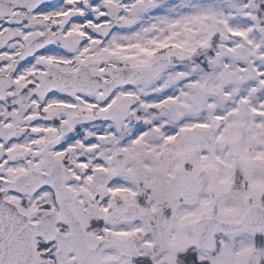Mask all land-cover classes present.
Listing matches in <instances>:
<instances>
[{"label": "snow or ice", "instance_id": "obj_1", "mask_svg": "<svg viewBox=\"0 0 264 264\" xmlns=\"http://www.w3.org/2000/svg\"><path fill=\"white\" fill-rule=\"evenodd\" d=\"M0 264H264V0H0Z\"/></svg>", "mask_w": 264, "mask_h": 264}]
</instances>
